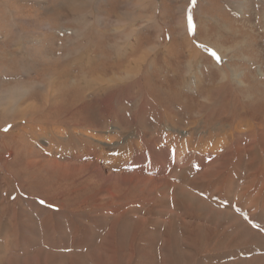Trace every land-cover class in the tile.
Listing matches in <instances>:
<instances>
[{"label":"rangeland","instance_id":"rangeland-1","mask_svg":"<svg viewBox=\"0 0 264 264\" xmlns=\"http://www.w3.org/2000/svg\"><path fill=\"white\" fill-rule=\"evenodd\" d=\"M0 264H264V0H0Z\"/></svg>","mask_w":264,"mask_h":264},{"label":"bare ground","instance_id":"bare-ground-1","mask_svg":"<svg viewBox=\"0 0 264 264\" xmlns=\"http://www.w3.org/2000/svg\"><path fill=\"white\" fill-rule=\"evenodd\" d=\"M142 169L143 168H140V173H139V175L138 176H141L143 179H148V178H150L151 179V184L152 185H154V184H156V183H162V182H168V179L166 178V176H164V177H162V178H160V179H158V178H152V177H145V176H143V173H142ZM133 175V174H132ZM129 177H131L132 178V176H129ZM125 178V177H124ZM29 204V203H28ZM193 204V203H192ZM44 211V210H43ZM23 235V234H22ZM247 238V237H246Z\"/></svg>","mask_w":264,"mask_h":264},{"label":"snow or ice","instance_id":"snow-or-ice-1","mask_svg":"<svg viewBox=\"0 0 264 264\" xmlns=\"http://www.w3.org/2000/svg\"><path fill=\"white\" fill-rule=\"evenodd\" d=\"M211 51V55L217 60V62H219L220 61V57H219V55L215 52V51H212V50H210Z\"/></svg>","mask_w":264,"mask_h":264}]
</instances>
